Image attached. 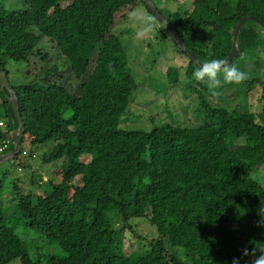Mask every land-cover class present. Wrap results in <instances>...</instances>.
<instances>
[{
  "label": "trees",
  "instance_id": "1",
  "mask_svg": "<svg viewBox=\"0 0 264 264\" xmlns=\"http://www.w3.org/2000/svg\"><path fill=\"white\" fill-rule=\"evenodd\" d=\"M135 2L141 0L0 5V70L15 93L23 125L11 160L28 143L48 145L43 163L60 162L46 178L47 189L15 196L22 224L63 251L47 256L44 264H232L233 258L250 264L243 250L264 247V227H257L264 189L256 169L264 165V90L253 86L264 79L252 77L237 87L241 98L236 103L226 96L210 102L195 90L202 116L194 125L118 128L135 82L120 38L110 28L115 14ZM241 16L264 22V0H190L185 14L172 10L164 17L185 48L208 62L227 56ZM256 26L250 20L241 25L238 54L229 65L264 53V30ZM42 38L55 45L67 72L80 81L75 93L50 78L62 72L54 63L39 77L9 79L5 64L26 62ZM192 68L198 67L188 60L184 73ZM6 95L0 89V139H8L10 150V131L17 123ZM245 95L249 102L256 100L254 108L242 101ZM111 217L120 221L118 227ZM132 217L144 218L156 232L139 254L121 250ZM2 221L0 211V264L16 258L20 264H39L13 226ZM178 249L189 262L178 257Z\"/></svg>",
  "mask_w": 264,
  "mask_h": 264
},
{
  "label": "rangeland",
  "instance_id": "2",
  "mask_svg": "<svg viewBox=\"0 0 264 264\" xmlns=\"http://www.w3.org/2000/svg\"><path fill=\"white\" fill-rule=\"evenodd\" d=\"M152 2L164 16L172 10H178V13L182 15L190 9V0H152ZM66 3L68 1L60 2V5L63 6ZM0 5L3 8H15L24 5V0H0ZM115 17V23L110 31L115 32L120 38L130 74L135 82V88L130 94L125 112L120 116L117 127L147 131L152 126L162 123L194 125L200 121L202 112L196 111L195 90H199V94L210 102H216L218 98L211 96L206 84L195 80L193 73L197 68H192L194 72L191 74L184 73L188 58L175 47L163 25L151 17L141 2L125 6L115 14ZM262 32L260 30V33ZM250 57L244 59V62L242 58H237L231 65L234 64L245 71L248 79L257 77L262 81L264 53L257 52L251 60ZM53 63L59 66L58 71L62 69V72L57 74L55 71L50 78L75 93L80 81L67 72L66 60L55 45L46 38L40 40L38 52L28 56L26 62L8 61L5 68L11 82H17L29 80L34 76L39 77L41 71L48 70ZM194 66L192 64V67ZM240 85L242 83L224 85L221 89L223 95L219 99L222 101V98L226 96L225 100L228 99L232 103L238 102L241 94L236 88ZM253 86L256 91L264 90V83L261 85L253 83ZM249 96L245 95L242 101L251 106L250 102L254 100L249 102ZM254 102H252L253 108L256 105ZM1 112L2 107H0ZM22 146L23 153L15 160L10 159L0 163V168L6 169L4 174H0L2 223L12 225L15 234L23 240L29 257L37 260L39 264H44L47 256H62L64 253L56 244L47 242L41 233L22 224V218L16 210L15 196L18 193H40L41 190L47 189L46 178L52 176L51 171L57 169L60 162L51 161L48 164L41 161L40 157L45 150H48V145L31 146L24 143ZM82 159L85 160L86 157ZM256 169L259 183L264 189V165H259ZM110 215L109 213L108 216ZM111 219L113 227L120 225L118 219L112 217ZM128 225L129 230L123 232L121 250L130 254H139L149 247V242L156 236L155 228L147 220L139 217L129 218ZM177 252L181 260L189 262V258L185 257L181 249ZM6 264L20 263L16 258Z\"/></svg>",
  "mask_w": 264,
  "mask_h": 264
},
{
  "label": "water",
  "instance_id": "3",
  "mask_svg": "<svg viewBox=\"0 0 264 264\" xmlns=\"http://www.w3.org/2000/svg\"><path fill=\"white\" fill-rule=\"evenodd\" d=\"M141 2L144 3V5H145L147 11L149 12V14L151 15V17L163 25V27L166 29L169 37L171 38V40L175 44L176 48L179 51H181L192 64L199 67V66H202L203 63H206V62L199 61L194 55H192V53H190L185 48L184 44L179 39L175 30L168 23L166 18L162 14L159 13L157 7L154 5L152 0H141ZM247 20L254 21L255 23H257V25L259 27H261L264 30V22L262 20L254 17V16H241V17H239L237 19L236 23L234 24L233 32H232V35L230 37V50H229L227 56L224 59H222V60H225L227 63H229L230 60L238 54V49L236 47L237 35H238V32H239L241 25ZM0 89L7 93L6 100L11 107L12 114L16 120V123H17L16 128L12 129L10 132V139H11V143H12V148L9 151H7L6 153L0 155V163H2L4 161L12 159L13 156L18 152V150L20 148L19 141H20V138L23 134V125H22V122L20 120V117L18 116V105H17L15 93L9 87L8 82L5 78L2 70H0Z\"/></svg>",
  "mask_w": 264,
  "mask_h": 264
},
{
  "label": "clouds",
  "instance_id": "4",
  "mask_svg": "<svg viewBox=\"0 0 264 264\" xmlns=\"http://www.w3.org/2000/svg\"><path fill=\"white\" fill-rule=\"evenodd\" d=\"M193 76L196 81L206 84L211 96L214 98H219L223 95L221 89H223L224 85H239L248 79V74L245 71L240 70L234 64L229 65L222 59H211L203 63L202 66H199L193 73ZM7 151L9 150H6V152ZM257 214L261 217V219L257 221V227H264V205L260 207ZM257 252H259V254H257ZM243 256L251 257L250 264H264V247L260 249L253 248L251 252L245 248L243 250ZM232 264H240L239 258H233Z\"/></svg>",
  "mask_w": 264,
  "mask_h": 264
},
{
  "label": "built area",
  "instance_id": "5",
  "mask_svg": "<svg viewBox=\"0 0 264 264\" xmlns=\"http://www.w3.org/2000/svg\"><path fill=\"white\" fill-rule=\"evenodd\" d=\"M0 129L4 130V122L0 119ZM9 141L7 138L0 139V155L5 153L8 147Z\"/></svg>",
  "mask_w": 264,
  "mask_h": 264
},
{
  "label": "crops",
  "instance_id": "6",
  "mask_svg": "<svg viewBox=\"0 0 264 264\" xmlns=\"http://www.w3.org/2000/svg\"><path fill=\"white\" fill-rule=\"evenodd\" d=\"M11 132V131H10ZM11 140V139H10Z\"/></svg>",
  "mask_w": 264,
  "mask_h": 264
}]
</instances>
